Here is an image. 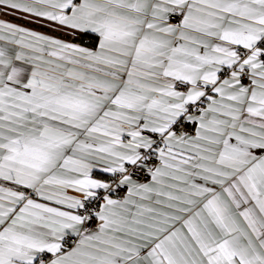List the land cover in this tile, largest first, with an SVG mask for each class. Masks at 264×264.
I'll list each match as a JSON object with an SVG mask.
<instances>
[{
	"label": "snow or ice",
	"instance_id": "1",
	"mask_svg": "<svg viewBox=\"0 0 264 264\" xmlns=\"http://www.w3.org/2000/svg\"><path fill=\"white\" fill-rule=\"evenodd\" d=\"M0 264H264V0H0Z\"/></svg>",
	"mask_w": 264,
	"mask_h": 264
}]
</instances>
